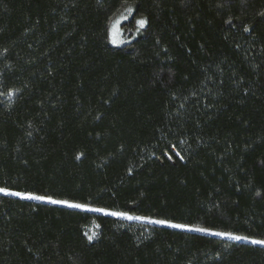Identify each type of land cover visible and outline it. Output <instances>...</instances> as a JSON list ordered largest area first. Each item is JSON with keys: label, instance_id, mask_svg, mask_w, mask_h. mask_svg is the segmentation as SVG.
<instances>
[{"label": "trees", "instance_id": "trees-1", "mask_svg": "<svg viewBox=\"0 0 264 264\" xmlns=\"http://www.w3.org/2000/svg\"><path fill=\"white\" fill-rule=\"evenodd\" d=\"M0 189V264H264V0H0Z\"/></svg>", "mask_w": 264, "mask_h": 264}, {"label": "rangeland", "instance_id": "rangeland-1", "mask_svg": "<svg viewBox=\"0 0 264 264\" xmlns=\"http://www.w3.org/2000/svg\"><path fill=\"white\" fill-rule=\"evenodd\" d=\"M129 17H130V12L126 11L125 13L117 16L113 20V22L111 23L110 30H109V35H110V41H111L112 44H114V45H122L123 43L127 42L126 36L123 35V30H122L121 26L129 19ZM137 27H138V29L141 28L139 23L137 24ZM37 201H41V200H37ZM43 202H46V201H43ZM56 205H64V204H56ZM71 208H73V207H71ZM76 209H81V210H86V211H91V212H99V211H95V209H91V208L85 207V206L83 208H76ZM100 213H106V212H100ZM106 214H108V213H106ZM115 217L126 219V220H129V221H139V222H143V223L150 224V225H163V226H170L171 225V224H168V223H164V224L155 223L154 222L155 220H149V219H143V218H140V219H128V218L122 217V216H115ZM128 217H132V216H128ZM170 227H172V226H170ZM172 228L184 229V230H191L192 229V228L189 229V228H186V227H183V228L172 227ZM204 232L207 233V234H212V233H209L207 231H204ZM216 236H220V235H216ZM220 237H225V238L232 239V238H230V236H224L223 235V236H220ZM234 240H236V239H234Z\"/></svg>", "mask_w": 264, "mask_h": 264}, {"label": "snow or ice", "instance_id": "snow-or-ice-1", "mask_svg": "<svg viewBox=\"0 0 264 264\" xmlns=\"http://www.w3.org/2000/svg\"><path fill=\"white\" fill-rule=\"evenodd\" d=\"M138 23L140 24L141 27H143L145 21L144 20H140L138 21ZM5 191L4 189H0V192ZM11 195H15V196H22L23 198L26 199H35V200H41V201H46L48 203H52V204H64L68 207H73V208H83L84 205L81 204H73V203H69L68 201H63V200H54L51 197H45V196H35V195H27V196H23V194L21 193H10ZM95 211H99V212H103L105 211L104 209H95ZM109 215H113V216H122V217H126L128 219H140L138 217H128L126 213H120V212H111L108 213ZM155 223H160V224H164L167 223L166 221H154ZM172 227H178V228H183L185 227L184 225H170ZM193 231H200V232H204V231H208L207 229H202V228H196V229H191ZM215 235H229L230 234H226V233H214ZM230 238L232 239H236V240H240V239H247L246 237H240V236H230ZM89 240H91V237H89ZM251 243L253 244H260V245H264V240H252Z\"/></svg>", "mask_w": 264, "mask_h": 264}]
</instances>
